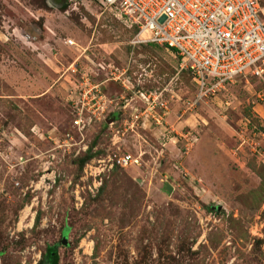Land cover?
<instances>
[{
  "label": "rangeland",
  "instance_id": "374dc122",
  "mask_svg": "<svg viewBox=\"0 0 264 264\" xmlns=\"http://www.w3.org/2000/svg\"><path fill=\"white\" fill-rule=\"evenodd\" d=\"M135 33L94 0H0V264H49L48 248L56 264H264V82L196 100ZM85 76L110 129L72 126ZM118 151L139 164L111 165Z\"/></svg>",
  "mask_w": 264,
  "mask_h": 264
},
{
  "label": "built area",
  "instance_id": "2783aa9c",
  "mask_svg": "<svg viewBox=\"0 0 264 264\" xmlns=\"http://www.w3.org/2000/svg\"><path fill=\"white\" fill-rule=\"evenodd\" d=\"M94 1L136 32L133 43L171 52L180 69L189 73L196 88V100L246 74L264 82V11L258 0ZM64 43L73 45L71 40ZM78 87L69 92L67 100L72 126L81 132L99 117L109 129L114 126L115 118L105 114L106 100L97 85L85 76ZM138 97L146 110L165 113L160 93L139 91ZM109 113L115 115L114 110ZM119 131L120 135L125 132L115 129L112 136L116 140ZM139 160V156L122 151L108 158L111 165L120 168L138 165Z\"/></svg>",
  "mask_w": 264,
  "mask_h": 264
},
{
  "label": "trees",
  "instance_id": "16d2710c",
  "mask_svg": "<svg viewBox=\"0 0 264 264\" xmlns=\"http://www.w3.org/2000/svg\"><path fill=\"white\" fill-rule=\"evenodd\" d=\"M259 1V5L261 6V8L264 11V6L261 4L260 0ZM161 48V47H160ZM177 60V59H176ZM178 62V60H177ZM111 118H115L114 114H111ZM48 258L49 260V264H56L57 262V258H56V254L53 248H48L45 252V259Z\"/></svg>",
  "mask_w": 264,
  "mask_h": 264
},
{
  "label": "bare ground",
  "instance_id": "6f19581e",
  "mask_svg": "<svg viewBox=\"0 0 264 264\" xmlns=\"http://www.w3.org/2000/svg\"><path fill=\"white\" fill-rule=\"evenodd\" d=\"M26 211H24V213H25ZM24 213H23V215H24ZM25 217V216H24ZM23 218V216L21 217V219ZM23 220V219H22Z\"/></svg>",
  "mask_w": 264,
  "mask_h": 264
},
{
  "label": "water",
  "instance_id": "95a60500",
  "mask_svg": "<svg viewBox=\"0 0 264 264\" xmlns=\"http://www.w3.org/2000/svg\"><path fill=\"white\" fill-rule=\"evenodd\" d=\"M167 189L169 190V187L167 186Z\"/></svg>",
  "mask_w": 264,
  "mask_h": 264
}]
</instances>
